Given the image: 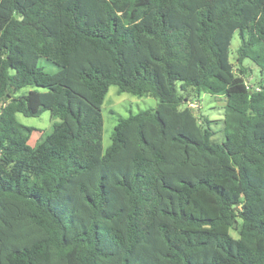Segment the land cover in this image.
Instances as JSON below:
<instances>
[{
  "label": "trees",
  "instance_id": "16d2710c",
  "mask_svg": "<svg viewBox=\"0 0 264 264\" xmlns=\"http://www.w3.org/2000/svg\"><path fill=\"white\" fill-rule=\"evenodd\" d=\"M244 60L264 74V0H0V264H264V79ZM111 85L158 104L103 150ZM203 92L225 98L221 143ZM43 111L29 146L15 115Z\"/></svg>",
  "mask_w": 264,
  "mask_h": 264
},
{
  "label": "rangeland",
  "instance_id": "374dc122",
  "mask_svg": "<svg viewBox=\"0 0 264 264\" xmlns=\"http://www.w3.org/2000/svg\"><path fill=\"white\" fill-rule=\"evenodd\" d=\"M238 32H235L231 40L229 59L235 63L236 49L239 46ZM45 70L49 72L56 71L55 65L41 59ZM243 65L248 67L251 73H248V81L250 84L264 79V74L259 72L257 66H255L249 60H244ZM30 89H37L43 91V88L39 87H22L14 96H20L27 93ZM158 104V100L151 96H135L128 92L118 93L116 86H109L101 106V115L103 120L102 130V148L103 150L111 143V136L119 118H126L130 114L138 113L142 110L153 108ZM189 104L193 107L197 116L202 117V121L205 127H209L211 134V141L221 143L224 141V135L222 132V119L224 115L225 98L219 95H212L209 93H201L199 96L196 94L190 96ZM16 119L23 125L33 127L27 141L29 146H33L36 141L44 134H47L52 129V123L54 119L50 116L48 111L41 112L38 116H24L17 113ZM229 233L233 237H237V233L230 229Z\"/></svg>",
  "mask_w": 264,
  "mask_h": 264
}]
</instances>
